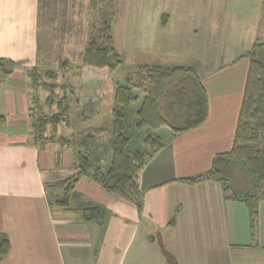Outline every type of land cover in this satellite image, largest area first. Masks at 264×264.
I'll list each match as a JSON object with an SVG mask.
<instances>
[{"label":"crops","instance_id":"crops-1","mask_svg":"<svg viewBox=\"0 0 264 264\" xmlns=\"http://www.w3.org/2000/svg\"><path fill=\"white\" fill-rule=\"evenodd\" d=\"M226 4L216 11L213 1L205 10L208 16L200 18L201 26L208 27L207 36L218 32L215 50L220 62L214 66L212 60L207 64L202 59L201 27L193 25L186 33L180 25L186 38L181 43L187 50H177L165 35L174 15L159 14L158 27L166 29L164 41L158 34L153 41L164 44V52L160 55L161 46L156 47L150 64L194 68L208 92V119L166 139L144 167L142 211L83 176L76 185L83 200L106 208L104 221L90 222L78 211L52 206L51 199L61 192L46 188L73 172L75 148L58 139L38 140L32 132L36 90L27 70L35 66L39 48L40 0H0V58L18 64L10 75L0 74V240L10 241L0 264H172L167 252L179 264H264V198L259 203L255 243L247 206L227 198L221 182L181 180L208 170L218 153L232 148L250 64L242 55L257 40L264 41L263 0H227ZM184 17L195 19L193 14ZM96 92L101 93L97 88L85 96ZM75 102L78 109L85 105L80 99ZM91 112H85L86 121ZM64 124L58 137L81 129L63 128Z\"/></svg>","mask_w":264,"mask_h":264},{"label":"trees","instance_id":"trees-1","mask_svg":"<svg viewBox=\"0 0 264 264\" xmlns=\"http://www.w3.org/2000/svg\"><path fill=\"white\" fill-rule=\"evenodd\" d=\"M89 7L98 12V17L91 22V35L81 52L78 75L85 82L108 77L124 63L114 37L117 0H91ZM41 11L42 7L39 18ZM263 50L264 41L257 40L242 55L250 59V64L232 148L218 153L208 170L181 179L189 183L221 182L227 198L242 201L247 206L255 243L259 234V203L264 198V58L259 57ZM17 65L11 58L1 57V77L10 75ZM27 73L35 90L47 91L46 101L55 109L52 113L44 111L35 97L32 132L36 139H58L76 150L73 172L60 181L46 184L48 190L61 192L51 199L50 204L78 211L84 220L90 222L104 221L106 208L83 200V195L76 188L83 176L92 177L107 191L133 202L142 211L141 173L166 145L164 134L169 133L170 138H174L198 128L209 115L208 92L194 68L141 63L126 84L115 87L117 107L113 110V147L105 150L106 158L103 160V153L99 149V154L96 147L97 134L76 130L57 136L60 124L69 123L72 103L79 99L67 94L68 87L75 94L73 85L62 84L58 71L51 68L41 69L35 65L28 68ZM60 88L66 91L63 95H58ZM96 100L84 97L86 102ZM134 103L140 105L136 111H130ZM235 170L246 177L245 187L236 185ZM9 250L10 241L3 237L0 240V257ZM167 254L172 264H179L173 255Z\"/></svg>","mask_w":264,"mask_h":264},{"label":"rangeland","instance_id":"rangeland-1","mask_svg":"<svg viewBox=\"0 0 264 264\" xmlns=\"http://www.w3.org/2000/svg\"><path fill=\"white\" fill-rule=\"evenodd\" d=\"M90 1H42L41 16L36 30L39 48L35 65L41 69L57 70L59 81L62 84L73 85L75 94L70 92L69 87L66 89L67 94L72 98H79L86 107L84 108V105L78 109V105H75L76 102H73L72 116L69 123L65 122L63 128L70 124L75 129L81 128L79 130L82 132L91 130L97 134L96 147L97 150H101L103 160H105V150L113 147V110L117 107L115 87L118 84H126L128 75L133 76L139 64L154 62L150 59L155 55L156 47L157 50H160L159 46H161L160 55L164 52V44L153 41L154 35L158 34L157 38L159 37L161 41H164L163 31L170 30L165 34L168 39L176 44L177 50L183 47V51H186L185 44L181 43L186 38H184L179 26L185 27L186 33L193 25L201 27L200 29L204 31L203 36L199 35L202 38L201 56L202 59H207V64L212 60L211 65L214 66L217 60L220 62V53L215 50L218 32L217 35L213 33V36H207L208 27L201 26L203 22L200 18L205 15L206 11H209L213 1L214 4H217L216 11H220L226 7L227 0H117V14L113 24L114 37L115 45L120 51L124 63L108 77L92 78L85 82L78 75L81 65V52L90 38L91 22L98 17V12L90 9ZM165 12L173 14L174 17L171 19L172 25L163 30L158 27V17L159 14ZM191 14L195 19L186 20L184 16ZM204 43L207 46L204 45L203 47ZM186 53L190 55L188 52ZM259 53V57L264 58V50ZM97 88L101 91L102 96L96 101L84 102L86 93H92ZM66 91L64 88H60L58 95H63ZM35 92L34 94H36L43 110L52 113L55 109L50 107L51 105L46 101L47 91L38 89ZM139 105L140 103H134L129 110L134 109L136 111ZM88 110H93V112L90 114L91 119L86 121L85 112ZM164 137L169 139V133L164 134ZM100 150L99 154H101ZM235 178L238 187H245L247 181L244 174L238 170L235 173Z\"/></svg>","mask_w":264,"mask_h":264},{"label":"built area","instance_id":"built-area-1","mask_svg":"<svg viewBox=\"0 0 264 264\" xmlns=\"http://www.w3.org/2000/svg\"><path fill=\"white\" fill-rule=\"evenodd\" d=\"M100 96H101V93H100V92H96V93H94L93 95H87V96H85V99H86V100H96V99H98Z\"/></svg>","mask_w":264,"mask_h":264}]
</instances>
